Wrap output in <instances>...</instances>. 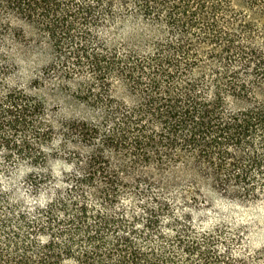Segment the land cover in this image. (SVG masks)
<instances>
[{
    "label": "trees",
    "instance_id": "1",
    "mask_svg": "<svg viewBox=\"0 0 264 264\" xmlns=\"http://www.w3.org/2000/svg\"><path fill=\"white\" fill-rule=\"evenodd\" d=\"M126 22L123 54L101 31ZM27 32L89 68L95 122L47 120L0 51V167L47 158L57 133L73 166L32 206L0 186V264H238L175 206L264 198V0H0V47Z\"/></svg>",
    "mask_w": 264,
    "mask_h": 264
},
{
    "label": "rangeland",
    "instance_id": "2",
    "mask_svg": "<svg viewBox=\"0 0 264 264\" xmlns=\"http://www.w3.org/2000/svg\"><path fill=\"white\" fill-rule=\"evenodd\" d=\"M131 32L132 25L128 22L110 24L101 31V36L108 43L114 39L124 54L126 38ZM35 38L32 32H27L24 36L18 35L14 42L0 47L3 54L13 58L7 83L42 100L47 120L57 125L61 120L88 116V112V118L94 121L91 115L93 106L83 104L86 100L78 87L79 82L84 84V81H92L89 68L71 69V64L59 61L62 58L56 49L50 48L40 38ZM123 90V84H114L115 95L120 96ZM58 134H51L52 143L44 149L47 158L40 156L36 161L21 162L9 168H4L0 159V164L4 166L0 167V186L11 192L16 200H22L29 206L35 202H44V190H48L52 182L62 180L73 171L72 162H67L62 152L58 153L64 142L58 138ZM45 176L49 177L43 181L41 190L32 191L29 179ZM175 207L178 215L189 216L196 232L209 233L220 240L221 244H214V247L219 254L225 255L224 261L264 264V198L255 199L254 194L251 198L242 199L207 188L199 193L196 204L179 202Z\"/></svg>",
    "mask_w": 264,
    "mask_h": 264
}]
</instances>
